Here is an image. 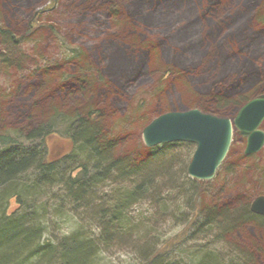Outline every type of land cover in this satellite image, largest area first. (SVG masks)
<instances>
[{
  "label": "rangeland",
  "instance_id": "obj_1",
  "mask_svg": "<svg viewBox=\"0 0 264 264\" xmlns=\"http://www.w3.org/2000/svg\"><path fill=\"white\" fill-rule=\"evenodd\" d=\"M137 2L3 0L0 24L12 34H0V134L32 125L44 117L43 104L49 102L46 97L66 109L84 100L89 109L103 112L102 127L108 138L114 140L116 157L138 156L144 160L152 155L145 154L142 141L143 129L156 118V115L151 118L152 112L163 109L183 112L187 108L201 111L204 94L210 88L243 92L247 81L239 76L238 67L245 62L252 65L251 70H259V78L264 80V28L256 23L264 15V0H153L152 6L143 1L141 15L147 24L142 23L138 31L156 48L152 56L144 49L142 52L128 49L127 54L123 53L130 43L129 27L135 22L131 15L139 7ZM147 26L149 32L145 31ZM248 27L257 34L250 44L252 55L244 49L247 46L241 48L233 40L244 37ZM24 35L27 38H22ZM138 58L143 59L142 76L127 84L124 76ZM240 59L243 60L237 62ZM168 67L184 74L170 82L171 76L165 73L160 76V70ZM83 83L86 85L83 93L73 99ZM257 88L262 91L260 96L264 95V81ZM34 108L38 111L34 112ZM234 112L227 117L233 118ZM33 113L37 114L31 118ZM260 129L264 132V121ZM46 143L50 159L71 148L70 141L59 134L46 138ZM245 145L246 139L234 131L224 162L207 182L188 178L184 166L188 159L187 144L169 148L176 156L172 162L176 172L173 177L183 187L168 193L175 208L160 210L148 203L132 208L129 217L137 221L135 226L139 225L134 231L149 233V241L154 240L153 243H139L133 235L112 241L110 248L100 254L98 264H149L146 253L150 249L184 251L186 247L203 246L211 241L192 229L198 214L205 215L215 202L235 203L241 199L251 206L264 193V146L257 154L245 157ZM171 183H166L168 189ZM195 191L198 193L194 197ZM194 198L199 203L194 204ZM14 206L12 202L8 210H14ZM96 213L94 209L85 215L77 211L63 216L64 219L49 218L41 241L55 243L82 226L86 234L96 236V223L90 226L82 219ZM237 233L238 237H234L237 241H232L241 242L244 249L252 252L256 264H264V231L245 225ZM171 242H175L172 249ZM222 247L218 245L220 254L224 253Z\"/></svg>",
  "mask_w": 264,
  "mask_h": 264
},
{
  "label": "trees",
  "instance_id": "obj_2",
  "mask_svg": "<svg viewBox=\"0 0 264 264\" xmlns=\"http://www.w3.org/2000/svg\"><path fill=\"white\" fill-rule=\"evenodd\" d=\"M143 1L150 6L154 4L153 0H138L139 7L134 8V14L131 15L135 22L129 27L131 39L127 50H123L125 54L128 49H144L150 55L157 52L144 38V34L138 31L143 24H147L141 15L144 13L141 5ZM0 6V10L4 9L3 0L0 1ZM256 23L264 28V15L259 16ZM145 31H148V26ZM256 35L248 27L244 30V37L240 40L235 37L233 40H237L241 48L247 46L244 49L252 55L250 44L256 40ZM139 38H142L141 42L138 41ZM124 57L123 55L122 58ZM118 58L119 56L115 61ZM147 59L151 61V57ZM119 61L123 62V59L120 58ZM142 64V58L132 61L127 76H124L125 83H134L142 76ZM239 65L238 74L247 81L243 92L236 94L229 93V90L208 89L200 108L203 113L229 118L227 115L232 111L236 114L245 103L260 96L262 91L257 87L264 80H260L259 70H251L252 65L250 67L246 62ZM153 68L157 71L155 66ZM164 73L171 76L170 82H173V78L180 79L181 74H184L169 67L160 70V76ZM66 78L68 77L64 78L65 81H68ZM85 83L90 85L89 82ZM85 83L73 94V99L83 93ZM160 83L165 84L163 81ZM178 83L181 84L180 81ZM45 100L49 102L43 104L44 117L32 125L26 124L12 132L0 134V264H98L100 254L110 248L112 241L133 235L139 243L152 244L154 240L149 241V233L143 235L140 231L136 234L134 228H139V225L135 226L137 221L129 217V211L143 203L160 210L175 208L168 193L180 191L183 187L173 177L176 172L172 168V162L176 156L169 148L183 143L144 149L146 155L152 153L144 160L138 156L129 158L128 155L118 158L114 140L108 138L106 129L102 127L104 115L101 110L89 109L84 100L73 103L69 109L53 101V98L49 100L46 97ZM36 110L38 111L34 108V112ZM167 112L169 111L166 109L154 111L151 118ZM36 114L33 113L31 118ZM56 134L67 138L71 148L59 158L50 159L46 138ZM187 145L186 167L195 149L194 145ZM169 181L172 182L170 189L166 186ZM197 193L195 191L194 197ZM261 195L264 196V193ZM12 202L14 210L9 211ZM196 202L194 198V204ZM237 202H215L209 206L205 215L198 214L200 219L204 217L203 220L198 221L197 216L191 221L194 224L193 231L197 234L199 230V233H203L205 238H211V241L203 246L186 247L184 251L150 249L146 253L148 263L256 264L254 254L244 249L241 242H234L237 241L234 237H238L237 232L243 231L245 225L264 231V218L253 214L248 202L241 199ZM94 209H97L96 214L82 219L90 223V226L91 223H96V236L86 234L85 227L82 226L80 230L63 236L55 243L41 241L49 218L58 220L77 211H82L85 215L87 212L92 213ZM170 244L172 249L175 242ZM221 244L224 251L222 254L218 249Z\"/></svg>",
  "mask_w": 264,
  "mask_h": 264
},
{
  "label": "water",
  "instance_id": "obj_3",
  "mask_svg": "<svg viewBox=\"0 0 264 264\" xmlns=\"http://www.w3.org/2000/svg\"><path fill=\"white\" fill-rule=\"evenodd\" d=\"M264 95L245 103L233 119L221 118L191 109L168 112L152 120L142 131L146 148L188 143L195 150L187 165V176L195 181L212 180L226 158L234 130L246 139L244 156L257 154L264 146ZM250 211L264 218V197H257Z\"/></svg>",
  "mask_w": 264,
  "mask_h": 264
},
{
  "label": "bare ground",
  "instance_id": "obj_4",
  "mask_svg": "<svg viewBox=\"0 0 264 264\" xmlns=\"http://www.w3.org/2000/svg\"><path fill=\"white\" fill-rule=\"evenodd\" d=\"M136 4H138V3H136ZM0 34L7 36V35H11L12 32L10 29L0 26Z\"/></svg>",
  "mask_w": 264,
  "mask_h": 264
}]
</instances>
